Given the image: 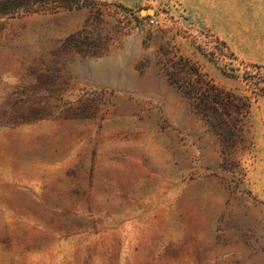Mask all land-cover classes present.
I'll use <instances>...</instances> for the list:
<instances>
[{"label":"rangeland","instance_id":"374dc122","mask_svg":"<svg viewBox=\"0 0 264 264\" xmlns=\"http://www.w3.org/2000/svg\"><path fill=\"white\" fill-rule=\"evenodd\" d=\"M99 1L0 16V264H264V97L224 159L167 74L184 57L247 94L215 33L171 0Z\"/></svg>","mask_w":264,"mask_h":264},{"label":"trees","instance_id":"16d2710c","mask_svg":"<svg viewBox=\"0 0 264 264\" xmlns=\"http://www.w3.org/2000/svg\"><path fill=\"white\" fill-rule=\"evenodd\" d=\"M99 4V0H0V16L55 13L84 5L98 11ZM77 36H80V32L70 35L64 43ZM210 36L227 49V55L224 56L228 61L224 65H219L220 70L225 75L242 81L248 91L247 94L240 95L220 85L188 58L179 57V60L172 62L167 74L169 80L191 101L195 112L201 116L209 129L219 137L225 159L246 141L243 128L245 119L250 114L253 101L264 97V64L240 58L218 35L211 33ZM197 47L205 54L200 46ZM205 55L209 58V55ZM209 59L217 63L215 58ZM179 70L186 74L185 80L179 78ZM222 168L231 171L233 169L225 162L222 163Z\"/></svg>","mask_w":264,"mask_h":264},{"label":"crops","instance_id":"0c3cea01","mask_svg":"<svg viewBox=\"0 0 264 264\" xmlns=\"http://www.w3.org/2000/svg\"><path fill=\"white\" fill-rule=\"evenodd\" d=\"M171 2L175 3L174 9L184 12L192 23L214 32L226 41L230 48L238 46L236 43L238 39L251 38L260 42V45L264 43V0H171Z\"/></svg>","mask_w":264,"mask_h":264},{"label":"built area","instance_id":"2783aa9c","mask_svg":"<svg viewBox=\"0 0 264 264\" xmlns=\"http://www.w3.org/2000/svg\"><path fill=\"white\" fill-rule=\"evenodd\" d=\"M154 21H155L154 19H151V23H154Z\"/></svg>","mask_w":264,"mask_h":264}]
</instances>
